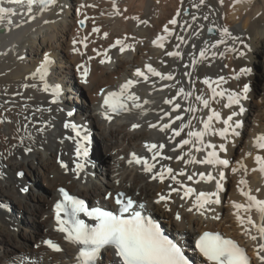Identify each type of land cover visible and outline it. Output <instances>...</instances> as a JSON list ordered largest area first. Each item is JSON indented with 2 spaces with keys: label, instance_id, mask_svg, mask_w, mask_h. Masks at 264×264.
<instances>
[{
  "label": "bare ground",
  "instance_id": "1",
  "mask_svg": "<svg viewBox=\"0 0 264 264\" xmlns=\"http://www.w3.org/2000/svg\"><path fill=\"white\" fill-rule=\"evenodd\" d=\"M194 4H199V0H115V7L113 0H57L43 12L34 6V19H30L25 4L0 23V264H78V246L66 240L55 220V204L62 187L81 198L87 208L113 206L115 194L131 196L136 201L134 207L140 210L138 205H145L143 213L183 249L190 264H208L194 249V242L203 231L234 239L246 250L251 264H259L258 241L245 234L234 215L233 202L246 203L239 191L241 178L248 181L253 194L264 199V175L252 171L257 168L255 156H264V149L255 147L256 137L264 135V0H223V4L220 0H205L199 7ZM177 11L181 13L178 17ZM174 17L178 24L170 25L168 22ZM7 19L13 22L7 24ZM165 25L174 34L167 36ZM94 27L100 31L93 32ZM209 27L215 30L212 35L205 32ZM224 27L238 39L211 48L219 39V29ZM158 36H166L163 48L153 44ZM118 39L128 46L123 52L119 50L121 45L112 47ZM205 47L207 56L199 58ZM169 51H179L181 56L170 57L166 55ZM46 57L51 62L44 81L49 86L47 92L43 90L44 82L32 76ZM147 64L164 75L172 74L173 79L153 77ZM80 65L88 68L86 78L82 77ZM242 68L250 72L236 80ZM137 69L149 79L137 77ZM221 76L225 79L218 90L239 92L244 84L250 85L247 99L242 100L245 111L234 117L242 123L239 136L229 135L227 140L212 134L204 137V143L215 144L221 158L231 163L226 169L186 163L191 156L203 160L212 149L197 152L195 147L185 145L173 151V146L182 138L188 139L189 130H203V121L212 110L219 111L222 117L221 121H213L214 130L223 127V119L233 110L238 111V106H223L226 96L212 99L211 90L203 83ZM129 80L136 81L129 92L140 97L137 103L142 107H134L129 101L128 109L115 115L104 106V99ZM33 84L36 87H24ZM56 88L60 89L58 97L53 94ZM180 88L192 96L184 99L177 95ZM197 95L209 99L210 108L205 109L195 99ZM166 99H173L181 108L172 112L173 105L166 104ZM145 100L150 102L145 104ZM189 105L196 108L195 113L186 111ZM165 112L171 115L165 116ZM105 113L111 118L106 119ZM177 113L185 124L191 121L190 128L180 137H173L171 129L161 132L160 125L174 121ZM65 123L77 125L81 134L88 137L83 169H76L81 162L76 155L79 138H75L71 128L64 127ZM180 123L175 121L172 128ZM153 124L157 127H151ZM222 142L227 147L224 153L219 152ZM149 144L157 148L149 151L145 147ZM156 151L160 155L153 160ZM133 154L155 164L152 172L144 171L143 163H129ZM177 155L183 159H176ZM240 164L248 169L246 175L243 170L231 171L239 169ZM169 167L177 180L195 190L189 197L182 200L181 184L170 178L153 179L155 173ZM182 169L184 176L179 175ZM220 171L225 172L221 203L211 206L213 211L204 215L195 209L189 212L200 192L216 191L215 180L197 183L199 173L211 172L219 178ZM193 173V180H187V175ZM172 187L181 189L179 194L171 192L166 203H156L160 195L168 196ZM177 213L180 220L175 218ZM6 215L19 217V231L5 219ZM213 215L220 218L214 219ZM251 215L259 222L254 210ZM46 240L53 241L61 251L48 248L43 243ZM97 264H119L115 249H102Z\"/></svg>",
  "mask_w": 264,
  "mask_h": 264
},
{
  "label": "snow or ice",
  "instance_id": "2",
  "mask_svg": "<svg viewBox=\"0 0 264 264\" xmlns=\"http://www.w3.org/2000/svg\"><path fill=\"white\" fill-rule=\"evenodd\" d=\"M25 0H9L11 4L22 5ZM57 0H26L27 4V12L29 14L30 19H34L35 17L31 15L33 12V7L36 6L38 11L43 12L49 9L50 6L55 5ZM220 3L223 4V0H220ZM205 0H199V4H194L193 7H199V5H204ZM113 6L115 7V0H113ZM84 7V5H81ZM92 7V5H89ZM11 15H15V11L11 8L0 7V23L5 22L6 17ZM180 11H177L176 16H180ZM193 20L196 19L195 16L192 17ZM204 19H208L207 16H204ZM7 24H11L13 21L11 19H7ZM80 23L83 25L84 20H81ZM142 23H147V21H142ZM170 25H177L178 20L174 17L168 22ZM99 28H93V32H99ZM164 33L167 36H171L172 30L169 29L167 25L164 26ZM208 32H213V28L209 27L207 29ZM107 36V33L104 34ZM86 39V38H85ZM166 39V36H158L156 40L153 41L158 47L163 48V41ZM177 39L183 41L182 36H178ZM238 38L233 37L228 28L224 27L219 29V39L215 41V43L211 44L210 47L215 49L218 45H226L228 40L235 41ZM77 41H73V44H76ZM116 45H121L120 51L123 52L127 45L124 44L123 40H116L115 44L112 47H116ZM85 47L87 45L85 44ZM179 47V45H176ZM75 50V49H74ZM228 51H236L234 48H228ZM208 47L201 49L199 52V56L201 58H205L207 56ZM99 55V53H97ZM166 55L170 57H180L181 53L179 51H169ZM216 53L213 52V56ZM221 56L224 53H220ZM244 55V53H241ZM105 57L107 58V54L105 53ZM104 63V60L100 61ZM50 60L46 57L44 62L40 64V66L36 69V72L32 74L33 78L39 77L40 81H45V76L48 73ZM193 64L196 63L194 60ZM80 68L83 69L82 77L86 78L88 74V68L85 65H80ZM147 71L153 77H159L161 80H172V74L164 75L161 72L157 71L156 68L152 67V65H147ZM250 72V69L242 68L240 69V75H236L235 79L239 80L241 75H247ZM186 75H190V73H185ZM137 77H143L145 81L149 78L145 75L144 72L137 69L136 71ZM224 77H219L216 81L212 82L209 79H205L203 81L204 84L208 85L211 90V98L215 99L217 97H225L227 99V103L223 106L226 108H233V106H238V111L233 110L227 118L223 119V127L219 130L213 129V121H221V113L219 111L212 110L211 114L207 116V120L203 121V130L201 131H192L189 130L187 132L188 139H181L176 145L173 146V151L176 147L183 149L185 145H191L195 147L197 152H200L202 149H212L207 152V155L203 160H197L195 156H191L190 159L185 161L186 163H202L206 165H211L213 168L222 167L228 168L230 165V160L227 158H221V156L216 151V145L212 143H204V137L208 134L219 135V137L227 140L229 135L239 136V131L242 127V123L238 119H234V117H238L243 114L245 111L242 100L247 99V94L250 91L249 85L244 84L243 88L239 92L229 91L225 92L224 90H218V87H213V83L217 86H220L224 82ZM136 81L129 80L123 85H121L120 90L118 92L109 93L104 99V106L107 109H110L112 112H119L121 110L128 109V102L131 101L134 107L140 108L141 104L137 103L140 99L138 95L135 93H130L129 89L133 87ZM27 87H36L33 85H24ZM43 90L45 92L49 91V86L46 82L43 84ZM60 93V89L56 88L53 92L55 97H58ZM177 95L182 96L184 99H188L192 96V93L186 92L184 88H180ZM197 101H200L205 109L210 108L209 99L204 98L200 95L195 97ZM53 103L56 102V99H53ZM150 101L145 100L144 103L147 104ZM166 104L173 105L172 112H176L177 109L181 108L179 103H173V99H166ZM189 113H195L196 108L192 105L186 110ZM71 115V113H69ZM165 116H170V112H165ZM105 118L110 119L105 113ZM27 119V118H26ZM163 119V117H161ZM175 121H181V123L176 127L172 128V123ZM2 122V121H0ZM191 121L187 124L183 122L182 116L177 113L175 115L174 121L171 123H164L160 125L159 130L161 132H165L166 130L171 129L173 132V137H180L181 133L186 129L190 128ZM65 128H71L75 133L76 139V155L80 158L79 163L76 164V169H83L84 163L83 160L88 155V150L85 146V142L88 140L86 134L82 135L81 131L77 128L75 124L65 123ZM134 127H136L134 125ZM151 127H157V125L153 124ZM42 131L43 129H39ZM70 137V139H75ZM171 139V137H170ZM199 145V146H197ZM149 151L157 148L155 144L145 145ZM255 147L258 149H264V135H259L255 139ZM159 148H164V145H159ZM30 151V149H28ZM227 151V147L225 143L219 144V152L224 153ZM160 155L159 151H156L153 154L152 159L155 160L157 156ZM178 160H182L183 157L177 155L175 157ZM166 159H171V157H166ZM255 163L257 168L252 169V171H259L262 175H264V156L256 155ZM135 161L137 164L143 163L144 171L152 172L155 164L149 163L147 159H142L141 157L132 155V160L129 163ZM62 167L67 168V165L61 164ZM243 170L244 174H247L248 169L245 165L240 164V168H232L231 171L233 173ZM22 175V174H21ZM180 176H184L185 172L182 169L179 172ZM195 173L191 175H187V180H193ZM219 178H216L209 172L205 175L204 172L199 173V181H212L215 180V192H200L196 197L192 206L188 208V211L191 212L194 209L200 213V215H204L205 212L213 211L211 206L218 205L221 203L220 193L224 190V180H225V172L220 171L218 173ZM166 177L175 181L177 184H181V188L183 189V195L180 197L182 200L186 197H189L195 190L192 187L184 186L181 181L177 180V176L173 174L172 168H162L160 171L153 175V179H159L163 181ZM181 189L172 187L168 196L160 195L156 203L167 202L171 197V192H176L179 194ZM22 191H27V189H22ZM64 200L62 202H57L55 205V213H56V221L59 225L58 230L66 234V240L77 245L79 248L78 251V264H97L98 257L101 253V250L106 246H110L115 249V256L119 259V264H190L189 259L185 255L183 249L178 246L177 243L173 242L172 239H169L162 230L160 225L155 223L153 219L149 216L143 215L142 212L145 209L144 204H139L137 210L134 207L135 201L131 198H123L124 194L121 193L118 195V198L115 200L116 205L119 206L118 214H114L112 211H105L99 207L93 208L91 211L84 205V202L81 200H77L68 195V193L64 192L63 189L60 190ZM239 191L243 197L246 199L245 204L235 203L233 202V207L236 210L234 215L238 223L243 227L245 234H248L252 241H258L256 244V257L259 261V264H264V199H259L257 195L253 194L252 189L248 187V181L244 178H241L239 181ZM260 191L259 188L256 189L258 193ZM255 211L258 214L259 222L253 220L251 215L252 211ZM84 213L86 216L93 218L96 221L95 226H90L85 223L84 220L79 218V214ZM243 213V214H242ZM177 220H180L181 217L177 213ZM214 219H219V216L213 215ZM253 230L255 234H252ZM48 248L54 251H61L60 247L55 244L51 240H46L43 242ZM196 249H198L199 253L205 258L208 264H251L250 257L247 255L246 250L239 246L234 240L224 238L222 235L218 233L212 232H204L199 236L196 241Z\"/></svg>",
  "mask_w": 264,
  "mask_h": 264
},
{
  "label": "rangeland",
  "instance_id": "3",
  "mask_svg": "<svg viewBox=\"0 0 264 264\" xmlns=\"http://www.w3.org/2000/svg\"><path fill=\"white\" fill-rule=\"evenodd\" d=\"M5 219H8L10 222H12L13 224V227L16 229V230H20L21 229V221L19 220V217L16 216V215H13L11 216V218H9V215H6V218Z\"/></svg>",
  "mask_w": 264,
  "mask_h": 264
},
{
  "label": "water",
  "instance_id": "4",
  "mask_svg": "<svg viewBox=\"0 0 264 264\" xmlns=\"http://www.w3.org/2000/svg\"><path fill=\"white\" fill-rule=\"evenodd\" d=\"M207 33H208V34H212L213 32H208V31H207Z\"/></svg>",
  "mask_w": 264,
  "mask_h": 264
}]
</instances>
